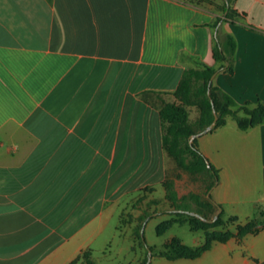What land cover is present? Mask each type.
Masks as SVG:
<instances>
[{"label":"crops","instance_id":"obj_1","mask_svg":"<svg viewBox=\"0 0 264 264\" xmlns=\"http://www.w3.org/2000/svg\"><path fill=\"white\" fill-rule=\"evenodd\" d=\"M222 3L0 0V264L103 251L124 200L168 175L159 108L186 68L214 65V85L264 103V0H234L241 18L216 24ZM228 34L232 73L213 55ZM199 147L219 169L212 194L227 217L264 211V121L243 130L228 117ZM148 264H264V226Z\"/></svg>","mask_w":264,"mask_h":264},{"label":"trees","instance_id":"obj_2","mask_svg":"<svg viewBox=\"0 0 264 264\" xmlns=\"http://www.w3.org/2000/svg\"><path fill=\"white\" fill-rule=\"evenodd\" d=\"M198 1L210 2L211 0ZM233 1L223 0V3L219 5L224 16H219L216 24L224 19L236 21L241 18L242 13L233 6ZM235 50V38L228 34L224 43H218L213 51L215 60L220 62L225 70L230 73L234 70ZM216 71L217 69L214 65L208 64H204L202 67L186 68L178 87L173 92L176 99L174 101L164 100L159 108L165 150L181 169L191 173L207 172L211 177L208 191L218 182L219 169L200 149L199 135L190 141L191 135L203 131L211 124L215 118V112L218 114V119L214 127L209 131L224 125L229 116H232L243 130L264 121V103L259 101L253 105L247 101L239 104L229 93L214 85L211 81ZM192 106L198 111V115L194 119L190 117V107ZM163 185L166 188V198L176 209L177 216L161 220L156 226L157 233H165L176 222L183 224L188 221L193 230L204 231L205 240L200 244L189 245L180 237H173L164 243V249L159 256L169 259L196 258L208 250L214 241L225 242L232 237L242 238L248 233L257 232L264 226V211H260L246 222H240L236 215H231L225 219L223 217L224 210H222L219 216L211 221L212 218H210L208 212L218 209L222 205L212 200L211 195L200 199L199 195L192 194V197L196 198L197 203L200 205V208L195 211L206 218L203 219L187 212V210H192L189 203L178 195L173 187V180L168 175L163 181ZM150 215L152 216L153 213L146 212L141 214L139 217L141 221L136 229L139 244L145 247L147 251L151 249V246H147L145 242L143 224ZM227 221L235 223V229L225 228ZM218 226H222V229L213 228ZM150 255L152 256L153 254ZM148 259L149 254L145 257L143 264H148ZM75 260H81L82 264H97L91 248L82 250Z\"/></svg>","mask_w":264,"mask_h":264},{"label":"rangeland","instance_id":"obj_3","mask_svg":"<svg viewBox=\"0 0 264 264\" xmlns=\"http://www.w3.org/2000/svg\"><path fill=\"white\" fill-rule=\"evenodd\" d=\"M194 114V112L193 114L191 113V115ZM229 119L234 121L232 116H229ZM226 140L227 135L217 140V143L225 144ZM168 176L173 180V187L178 195L184 198L185 202L189 203L190 209L192 210H187V212H196L195 210L200 208V205L197 203L196 198L192 197V194L199 195L200 199L207 198L208 195H211L213 200L212 189L210 193L208 191L211 177L207 172L191 173L183 170L171 157ZM218 211L219 208L213 209L208 212V215L213 219ZM146 212L153 213L152 216H148L143 224L145 242L147 246H151L150 253L145 247L139 244L136 235V229L141 221L139 217ZM176 212V209H174L171 202L166 198V188L164 185L147 186L128 196L123 202V208L119 216L113 220V227L116 224L118 233L115 234L114 228H112L108 245L103 248V251L96 250L94 252V258L97 264H136L133 262V256L137 251L139 259L142 260L143 264L147 254L159 255L164 249V243L173 237H180L189 245L204 242V231L193 230L188 221L183 224L176 222L165 233H157V224L161 220L176 217ZM223 217L227 219L225 212ZM224 227L235 229L236 226L232 221H227ZM213 228L222 229V226ZM127 235L132 238L133 245ZM71 264H82V262L81 260H75Z\"/></svg>","mask_w":264,"mask_h":264},{"label":"water","instance_id":"obj_4","mask_svg":"<svg viewBox=\"0 0 264 264\" xmlns=\"http://www.w3.org/2000/svg\"><path fill=\"white\" fill-rule=\"evenodd\" d=\"M213 77H214V75L212 76V78H211V81H212V79H213ZM217 119H218V114L215 112V118H214V120L211 122V124H209L203 131H201V132H198V133H195V134H192L191 135V138H190V141H192L193 140V138H195L196 136H198V135H200V134H202V133H204V132H208L209 130H211L213 127H214V125L216 124V121H217ZM211 192V190L209 191V193ZM222 211V207H219V211L216 213V215H215V217L213 218V219H211V221H213V220H215L218 216H219V214H220V212ZM190 213H192V214H195V215H197V216H200V217H202L203 219H206L205 217H203L202 215H200L199 213H197V212H190ZM151 252V250L149 249V253ZM151 259V255L149 254V260Z\"/></svg>","mask_w":264,"mask_h":264}]
</instances>
